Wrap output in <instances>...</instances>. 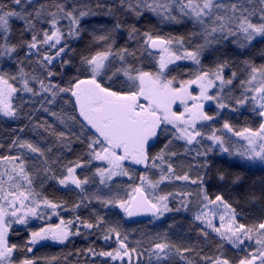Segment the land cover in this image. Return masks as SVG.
I'll list each match as a JSON object with an SVG mask.
<instances>
[{"label": "snow or ice", "instance_id": "snow-or-ice-1", "mask_svg": "<svg viewBox=\"0 0 264 264\" xmlns=\"http://www.w3.org/2000/svg\"><path fill=\"white\" fill-rule=\"evenodd\" d=\"M95 7L103 6L97 4ZM106 7L105 14L112 16L115 22L102 34L93 33V40L102 42L103 47L82 56L77 75L61 87L52 83V78L57 75L52 69L57 65L61 69L70 65L71 61L64 59L71 51L69 41L80 38L81 22L85 17L97 14L93 6L81 5L75 0H10L8 5L0 0V60L14 61L18 65L15 74L0 69V116L18 118L23 100L21 97L19 105L14 101L20 93H25L30 94L32 104H39L36 111L48 113L67 129L57 132L44 121L34 124L33 131L43 129L55 136L57 144L64 148L71 143L69 125L79 123L82 132L89 128L95 131L94 136L87 138L84 153L87 160L78 158L61 164V157L53 159L50 156L55 145L41 146V142L19 137L8 146L10 150H16V155L0 156V264H17L16 253L21 250L32 253L41 241L64 243L69 237L81 234L79 226L75 232L71 230L73 220L61 218L58 224L31 231L24 246L9 242L13 224L26 225L30 217L44 219L38 211L41 205L51 209L53 215H59L58 209L63 204L53 202L37 191V181L42 189L49 180H55L65 189L74 187L79 191L82 199L73 206V211L87 207L86 201L95 200L105 208L119 207L128 217L151 213L153 218L159 219L166 213L189 211L195 206L197 211L193 219L201 224L198 236L207 243L214 233L221 241L218 254L213 257L202 254L195 245L171 242L167 231L158 233L147 250L148 264H177V261L196 264L191 258L193 253L201 264H264V219L253 224L241 223V214L223 193L209 195L204 186L206 174L192 178L189 171L183 170L182 164L173 163L180 153L168 150L174 141H183V154L195 151L194 158L207 157L218 148L221 153L264 166V64L257 66L245 59L237 72L232 70L234 61L226 58L217 56L210 66L203 63L206 53L214 54L227 43L244 49L256 41H264V0H115ZM146 12L175 24L191 22L197 30L189 34L186 45L184 36L165 37L150 31L140 33L136 25L131 24L127 26L129 38L136 39L139 35L143 39L141 56L137 57L136 50L127 47L114 51L113 34L125 27L119 19L120 14L139 20ZM12 20L23 23V33L30 39L13 42ZM193 40L200 43L193 45ZM21 50H24V59L34 65L33 71H26L24 60L18 58ZM144 54L155 61V71L145 70L142 62L137 63ZM177 61L191 62L193 67L186 73L189 78H169V73L174 70L170 66H175ZM226 70H230V75L225 76ZM240 75L245 78L239 79ZM238 79V87L242 90L239 97L233 92L234 81ZM62 94L69 97L64 103L71 104L82 120L78 121L77 115H68L63 109L59 112L51 110ZM208 102L214 103L217 109L214 115L204 110ZM249 102L262 121L257 128L236 130L225 120L222 129L213 127L208 133L202 130L209 127L204 122L214 121L222 110L235 112ZM177 104L183 106V111L174 110ZM28 118L31 120V116ZM225 130L241 138L245 145L231 151V140L226 138ZM168 136L171 139L164 147L151 154L152 142ZM75 139L81 140V136L76 135ZM205 140L211 145L204 147ZM94 161L101 162V166L96 167L91 176L77 175V170H83ZM128 162L142 166L145 172L138 177L140 183L125 192V199L119 195V190L113 192L112 184L116 177L133 178L125 166ZM199 167L207 168V160ZM150 170H158L155 179L147 174ZM224 178L220 173L219 179ZM238 180L236 177L234 183ZM90 184L96 185L97 191L89 194L86 186ZM165 184H179L180 187L162 195L153 194ZM189 184L197 186L198 191L187 190ZM246 199L255 204L264 199V195L249 193ZM172 202L178 206L170 207ZM261 211L264 213V208ZM216 220L218 224L214 222ZM75 221L86 229H93L100 228L104 218L98 216L95 224L81 220L79 216ZM112 235L118 245L116 248L96 252L90 247L85 255L107 258L104 264L108 261L140 264L144 253L130 248L126 243L127 236L121 237L115 227L107 229L103 239L108 241ZM225 242L246 254L235 261L228 258L219 252ZM57 259L55 256L50 260L46 258L45 264H56ZM18 264H40V258L25 256Z\"/></svg>", "mask_w": 264, "mask_h": 264}, {"label": "trees", "instance_id": "trees-1", "mask_svg": "<svg viewBox=\"0 0 264 264\" xmlns=\"http://www.w3.org/2000/svg\"><path fill=\"white\" fill-rule=\"evenodd\" d=\"M5 5L10 3V0H2ZM42 2H50V0H42ZM72 2V0H70ZM76 3L81 5H91L96 11V15L85 17L81 22V27L83 31L81 32L80 38L71 39L69 41L68 51L64 56V59L70 60V65L61 69L58 65L52 70L57 73V75L52 78V83L59 84L61 87L66 86L67 81L77 75V69L81 67V57L89 55L98 49L103 47L102 42H97L93 40V33L99 35L102 34L106 29L111 28L113 25L114 18L110 15H106L107 5H111L115 0H75ZM102 5L103 7L96 8L95 5ZM120 21L125 25L119 31L113 34L115 43L113 50L127 47L129 50H136L137 57L141 56L143 39L138 35L136 39H130L128 36L127 26L135 24L140 30V33L145 31L152 32L153 35L160 36H184L186 38L193 31L197 29L193 28L191 22L185 21L182 24H175L172 22L162 21L159 17L153 15L150 12H146L139 20H136L132 16H125L122 13L119 16ZM64 25L67 21L62 22ZM12 30H13V42H18L20 40L30 39L27 33H23V23L20 21L12 20ZM46 27V25H43ZM23 33V34H22ZM200 43L199 40H193L192 44L195 45ZM221 59H229L234 61L232 64V70L240 72L243 67L242 61L245 59L253 61L257 66L264 64V41H256L253 46L241 49L237 45L227 43L223 45L219 51L214 54L206 53L203 58V63L205 66H210L216 57ZM18 58L24 60V68L26 71H33L34 65L28 63L24 59V50H21L18 54ZM33 60L36 58L33 57ZM143 63L145 70L155 71L156 64L155 61L144 54L142 60H138L137 63ZM18 65L14 61L0 60V69L8 71L15 74ZM190 64H177L172 66L174 69L169 73V78L171 76H177L178 79L189 78L186 74L192 69ZM62 73V74H61ZM230 75V70L225 71V76ZM244 75H240L239 79H244ZM239 79L234 81L233 92L234 95L239 97L241 89L238 87ZM47 82V81H46ZM19 82H17V87H19ZM23 100V107L19 113L18 118L12 119L8 117L0 116V156L4 155H16L15 149L10 150L9 144L11 141L19 137L21 139H27L34 142H41V146L55 145L53 152L50 156L55 159L57 156L61 157L60 163L64 164L68 161H76L78 158L87 160V156L84 155L86 151L87 138L95 135L92 129L82 132L80 124L76 123L71 127V143L68 148H64L62 144H57L56 137L49 135L43 129H38L33 131V125L39 122L46 121L47 124L52 125V127L57 131H67L64 125H60L58 121L48 113L41 111H36L35 109L39 107V104H32L30 102V94L20 93L17 100L14 101L15 104H21V98ZM69 97L66 94H62L58 97L55 106L51 107L52 111L59 112L61 109L64 110L68 115H77V120H82L76 113L74 107L71 104H65L64 101L68 100ZM209 115H214L216 113L215 107H209L205 110ZM31 116V120L28 118ZM227 120L235 129H243L244 127H251L253 129L257 128L262 122L259 117L247 108L244 111H230L224 110L221 115L216 117L212 122H206L209 127L202 129L205 133L210 132L211 128L222 129L224 121ZM23 129V131H20ZM75 134V135H73ZM81 136V140H76L75 136ZM41 138H44L43 140ZM171 139V136L160 137L159 141H153V147L150 148L151 154L158 153L161 148ZM204 147L211 145L210 141L205 140L203 142ZM197 150H202L200 146H195ZM70 149V150H69ZM184 142L174 141L173 144L168 149L169 151H176L180 155L173 160L174 164H182L183 170L190 172L192 178H196L197 175H205V187L210 196L215 194L223 193L225 199L229 202H233V206L237 208L238 213L241 214L240 222L246 224H253L264 219V213L261 209L264 208V199L257 201L255 204L250 203L246 197L249 193H255L258 196L264 195V166H251L246 162L240 161L237 158H233L228 154L221 153L217 148L213 149L212 152L208 153L207 157H195V151L188 154H183ZM207 160L208 167L203 168L199 165L204 164ZM32 163V161H30ZM192 165L189 169L188 166ZM101 166L100 162L94 161L92 165L87 166L83 170H77V175L91 176L95 171L96 167ZM128 167L132 173V179L129 177H116L112 184L113 192L119 190V195L125 199L127 196L125 192H130L131 187L139 184V175L145 172L142 166H135L128 164ZM57 174H59V165L56 166ZM224 174V179H219V174ZM151 178L155 179L158 175V170H150L147 173ZM182 174V173H181ZM236 177L239 180L234 183ZM131 186V187H130ZM87 191L90 193L97 191L96 185H88ZM180 187L179 184H165L161 185L160 188L155 192V195H162L166 192L173 191L174 188ZM187 190L192 192H197L198 188L195 185L189 184ZM37 191H41L43 196L56 203L63 204L61 209H58L59 215L52 217L50 222L45 221H33L28 222L26 225L13 224L12 229L9 233V242L15 243L17 245L24 246L25 242L29 239L31 231H37L40 227H45L48 224H58L60 219L63 218L65 221L73 220L74 225L71 230L75 232L77 226H79L80 235L71 236L64 243H59L56 241H46L37 244L33 248L32 253H27L24 250L16 253V262L20 259L27 257H32L33 255L40 258V264H45V259H51V257H57L56 264H104L107 258H95L85 255V252L90 247L96 252L99 251H111L118 245L115 241V236L108 241L103 239L107 229L115 227L117 231L121 233V237L127 236L126 243L130 248H137L138 251L143 252L144 256L141 257L140 264H148L147 250L149 249L151 243L157 239L158 233L168 232V238L171 242L181 245H195L197 250H202V254L215 256L218 254V245L221 241L212 233L208 238L206 243L204 238L198 236L199 228L201 227L200 222L194 221L193 217L197 211V208L193 206L189 211L172 212L167 213L159 220L141 221L137 223L130 222L123 212L119 210L118 207L110 206L105 208L102 204L92 200L90 203L87 201V207H80L73 211V206L80 202L82 196L79 191L74 189V187L65 189L58 185L55 180H49L44 183L43 188L39 186V181H37ZM107 190H104L106 193ZM176 202L170 203V207H177ZM79 216L81 220H87L93 224L96 223L97 217H103L104 223L100 228L86 229L82 225H79L75 221V217ZM169 225L172 227L169 228ZM219 252H223L228 258L232 260H237L241 256L245 255L244 251L234 249L231 245L224 243L223 247L219 249ZM191 258L196 261V264H201L199 258L195 254H191ZM108 264H119V262L108 261ZM177 264H180L177 261Z\"/></svg>", "mask_w": 264, "mask_h": 264}, {"label": "rangeland", "instance_id": "rangeland-1", "mask_svg": "<svg viewBox=\"0 0 264 264\" xmlns=\"http://www.w3.org/2000/svg\"><path fill=\"white\" fill-rule=\"evenodd\" d=\"M177 64H191V62H189V61H177V63H176V65ZM192 65V64H191ZM170 67H172V66H170ZM103 83H107L106 81H102ZM143 102V101H142ZM215 107V105H214V103H212V102H208V103H206L205 104V109L204 110H206L207 108H209V107ZM254 105L251 103V102H249V104H247V105H245V106H240V107H238V109H237V111H244V110H246L247 108H250L251 109V111H252V107H253ZM216 108V107H215ZM174 110H176V111H183V106L182 105H179V104H177V105H175L174 106ZM217 110V109H216ZM230 110V109H229ZM223 112H224V110H222ZM221 111V112H222ZM231 111V110H230ZM204 123H206V122H204ZM235 129V128H234ZM236 130H240V129H236ZM225 133H226V130H225ZM225 133H221V134H225ZM226 138H230V140H231V148H230V150L231 151H233V152H235L237 149H241V147L243 146V145H245V143L246 142H244V141H242L241 140V138H239V137H235V136H233L231 133H226ZM227 146V145H226ZM218 149V148H217ZM219 150V149H218ZM225 155L227 154V153H224ZM230 156V155H229ZM231 157H233V158H237L238 160H240V161H243V162H246V163H248L249 165H251V166H261L260 165V163L259 162H250V161H247V160H245V159H242V158H240L239 156H236V155H232ZM98 162V161H97ZM100 164H101V162H100ZM128 164H130V162H128V163H126V165L125 166H127ZM140 183V182H139ZM154 195H155V193H153ZM119 208V207H118ZM119 210L121 211V212H123V210L122 209H120L119 208ZM42 215H44V219H39L38 217H30L29 218V220H28V222H33V221H48V222H50L51 221V219H53L52 217H56V215H53L52 214V210L51 209H49V208H46V207H44L43 205H41V207H40V209L38 210ZM124 213V212H123ZM167 214V213H166ZM165 214V215H166ZM162 217H160L159 219H161ZM159 219H155V218H153V220H159ZM215 223H219V221L218 220H216V221H214ZM17 225H21V224H17ZM46 241H52V240H45V241H41V242H39V243H42V242H46ZM38 243V244H39Z\"/></svg>", "mask_w": 264, "mask_h": 264}, {"label": "water", "instance_id": "water-1", "mask_svg": "<svg viewBox=\"0 0 264 264\" xmlns=\"http://www.w3.org/2000/svg\"><path fill=\"white\" fill-rule=\"evenodd\" d=\"M126 218L132 223H137V222H141V221H149V220H151L153 218V216H152L151 213H141V214H138V215H134L132 217L126 216Z\"/></svg>", "mask_w": 264, "mask_h": 264}, {"label": "flooded vegetation", "instance_id": "flooded-vegetation-1", "mask_svg": "<svg viewBox=\"0 0 264 264\" xmlns=\"http://www.w3.org/2000/svg\"><path fill=\"white\" fill-rule=\"evenodd\" d=\"M95 133V132H94Z\"/></svg>", "mask_w": 264, "mask_h": 264}]
</instances>
